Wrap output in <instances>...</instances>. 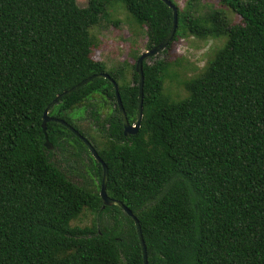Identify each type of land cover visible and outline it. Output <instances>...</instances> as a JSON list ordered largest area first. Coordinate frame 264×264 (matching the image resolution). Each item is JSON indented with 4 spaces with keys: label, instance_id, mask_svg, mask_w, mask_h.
<instances>
[{
    "label": "trees",
    "instance_id": "1",
    "mask_svg": "<svg viewBox=\"0 0 264 264\" xmlns=\"http://www.w3.org/2000/svg\"><path fill=\"white\" fill-rule=\"evenodd\" d=\"M171 1L177 29L165 58L143 61L137 133L124 134L105 77L64 95L49 114L87 137L107 165V193L138 218L147 264H264V0ZM118 2L144 26L147 48L170 31L173 12L162 0H0V264H144L132 217L102 206L101 163L57 122L46 123V148L42 129L53 98L99 72L117 82L136 120L135 63L107 68L93 57L91 28ZM223 5L241 23L232 25ZM188 34L225 41L177 99L164 75ZM99 96L114 105L102 118ZM84 108L97 134L74 120ZM55 150L69 151L90 180L74 181ZM86 212L90 225L72 224Z\"/></svg>",
    "mask_w": 264,
    "mask_h": 264
},
{
    "label": "rangeland",
    "instance_id": "2",
    "mask_svg": "<svg viewBox=\"0 0 264 264\" xmlns=\"http://www.w3.org/2000/svg\"><path fill=\"white\" fill-rule=\"evenodd\" d=\"M174 1L180 8H183L187 0ZM77 2L80 6H85L88 0H77ZM222 8L226 11L232 25L241 23L240 18L227 5H223ZM91 35L94 41L93 57L102 61L107 68L123 61L130 64L135 63L136 55L148 49L144 26L131 18L121 2L108 6L106 16L100 20L98 25L91 28ZM224 41V37L199 38L190 34L180 38V41L175 43L174 57L171 58L164 75V89L174 98L185 97L187 95L186 81L203 70L206 61L211 58L215 50L223 45ZM166 56V53L160 51L147 58V61L151 63L156 57L165 58ZM96 103L101 109V118L114 106L100 96L96 99ZM68 114L74 116V112H68ZM74 120L84 128L90 127L93 133H98L90 118L88 108L78 110ZM53 158L58 159L61 165L68 168L74 181L81 183L90 180L91 176L85 169L80 166L74 167V158L69 151L55 150ZM93 219L94 216L86 212L73 220L72 224L90 225Z\"/></svg>",
    "mask_w": 264,
    "mask_h": 264
},
{
    "label": "water",
    "instance_id": "3",
    "mask_svg": "<svg viewBox=\"0 0 264 264\" xmlns=\"http://www.w3.org/2000/svg\"><path fill=\"white\" fill-rule=\"evenodd\" d=\"M162 1H164L172 9L173 22H172L171 29L168 32V34L166 35V37L162 41H160L158 44H156V45L148 48L144 52L140 53V55L137 57V59L135 61V71L138 74V79H139V94H138L137 117L133 123H131L129 121V119L126 115V111H125L123 104H122V100H121V96L119 93V87H118L117 82L107 72H99V73H94L92 75H89L88 77L82 79L81 81H79L78 83H76L75 85L70 87L69 89H66V90L62 91L61 93L57 94L53 98V100L46 106V108L44 109V112H43V116H42V129H43V132L45 133L44 144H45L46 148H48V149L53 148V144L49 141L48 136L46 134V123L47 122H57V123L64 125L70 131H72L75 135H77L87 145V147L90 150V152L92 153L93 157L101 163L103 171H102V179H101V183H100L99 193H100V197L102 200V206L105 207V206H111V205H118L124 211H126V213L128 215H130L132 217V219L134 220L135 226H136L137 234H138L140 245L142 248L144 264H147V250H146V245H145V242L143 239L139 220L133 214L131 209H129V207L124 204L123 201L116 199V198H113L107 193V190H106V183H107V178H108L107 165L102 160V158L98 154L97 150L92 145V143L87 139V137L82 135L73 125L68 123L65 119L51 116L49 113H50L51 108L54 106V104H56L57 101H59V99L62 98L64 95H66L70 92H73L74 90H76L77 88H79L81 85L85 84L87 81L91 80L92 78L105 77V78L109 79V81H111L113 86H114L116 105L118 107L120 117H121V120L123 123L124 134L130 135V134L137 133V131L139 130L140 124H141L142 116H143V61H144V59L149 58L151 56H154L157 53H159L160 51H162L169 44V42L172 40V38L174 37V34L176 32V29H177V22H178L177 6L171 0H162Z\"/></svg>",
    "mask_w": 264,
    "mask_h": 264
}]
</instances>
